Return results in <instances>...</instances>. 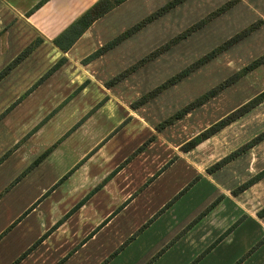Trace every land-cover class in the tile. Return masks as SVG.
<instances>
[{"label":"crops","instance_id":"obj_1","mask_svg":"<svg viewBox=\"0 0 264 264\" xmlns=\"http://www.w3.org/2000/svg\"><path fill=\"white\" fill-rule=\"evenodd\" d=\"M40 1L0 0V264H264L263 216L216 175L196 172L197 183L175 191L191 180L185 160L159 167L141 143L125 161L139 133L117 128L114 112L75 122L78 112L57 106L56 73L113 9L63 52L52 39L96 0L32 10Z\"/></svg>","mask_w":264,"mask_h":264},{"label":"rangeland","instance_id":"obj_2","mask_svg":"<svg viewBox=\"0 0 264 264\" xmlns=\"http://www.w3.org/2000/svg\"><path fill=\"white\" fill-rule=\"evenodd\" d=\"M167 1L169 0H126L115 7L105 19L93 26L91 35L77 43L69 55L67 67L56 73L58 81L52 85L60 96H64L57 106L63 103L62 106H69L70 110L78 112L77 117L71 121L78 122L85 115L96 111L104 114L114 112L122 122L117 128L126 125L132 133H139V144H144V147L149 144L145 150L159 167L170 159L185 160L191 180L183 184L182 178H179V184H182L176 186L175 191L180 188L182 193L200 180L192 179L196 172L208 173V167L264 131L262 100L194 147L188 150L183 147L213 122L264 91V62L179 119L166 122L176 110L264 53V0H183L101 56L84 61L99 46ZM228 2L229 5L226 4ZM221 6L227 8L206 24L121 79L107 84L115 74L129 68L138 59ZM252 23L256 27L225 51L145 103L134 107L133 102L140 96ZM48 105L46 113H52L54 103ZM107 125L108 123L105 129ZM68 126H72V123ZM96 133L95 137L98 136L97 131ZM117 140L119 141L117 138L112 144H116ZM120 145L122 149L129 148L130 143L124 139V144ZM263 168L264 139L211 174L221 180L220 184L224 189L227 188L230 193L238 196L243 206L258 214L264 208V177L245 189L238 188ZM207 186L209 187L208 184ZM207 186L203 185V188L208 189ZM170 188L171 186L168 189ZM168 189L164 188L163 191L167 192ZM163 191L160 189V194Z\"/></svg>","mask_w":264,"mask_h":264},{"label":"trees","instance_id":"obj_3","mask_svg":"<svg viewBox=\"0 0 264 264\" xmlns=\"http://www.w3.org/2000/svg\"><path fill=\"white\" fill-rule=\"evenodd\" d=\"M44 0L40 1L36 6L32 8V10L36 9L40 4H42ZM126 0H96L93 2L87 9H85L78 17H76L72 22H70L55 38L52 39V42L55 46H57L61 51L66 52L70 47L73 46V44L77 41V39L91 26V24L96 21L97 19L101 18L108 12H110L115 7L119 6ZM183 0H169L159 8H157L154 12L146 16L145 18L141 19L140 21L133 24L128 29L124 30L120 34H118L116 37L108 40L101 46H99L96 50H94L91 54L87 55L84 61L92 60L95 57L100 56L101 54L105 53L112 47H114L116 44H118L123 39L127 38L129 35L134 33L135 31L142 28L145 24L152 21L156 17L160 16L161 14L165 13L175 5L179 4ZM230 4V2L226 3ZM227 6H221L216 11H212L206 16H204L202 19L198 20L197 22L193 23L189 27H187L184 31L180 32L176 36L172 37L169 41L163 43L156 49L152 50L151 52L147 53L140 59H138L135 63L130 65L129 68L115 74L109 81H107V84L114 83L117 80L124 77L127 73H130L131 71L135 70L142 64H144L146 61L154 58L161 52L168 49L170 46L177 43L179 40L185 38L188 34L193 32L194 30L200 28L204 24H206L209 20H211L214 16L225 10ZM256 23V22H255ZM252 23L249 26L242 29L240 32L235 33L231 37L225 39L220 44L214 46L209 51L202 54L200 57L196 58L193 62L188 64L187 66L183 67L178 73L175 75H172L168 79H165L157 86L153 87L151 90L140 96L135 102H133L134 107L145 103L150 98L154 97L161 91L168 88L170 85L178 81L179 79L186 76L191 71L195 70L197 67L203 65L204 63L208 62L215 56H217L219 53L225 51L227 48H229L232 44L240 40L243 36L247 35L250 31H252L256 24ZM40 40L36 39L32 41L20 54L16 56V58L12 61V63H17L19 60L24 58L35 46L39 44ZM65 60V57H61L47 72L43 75L45 77L52 71H54L62 62ZM264 62V53L257 57L256 59L252 60L250 63H248L245 67H243L240 71H237L233 73L232 75L228 76L226 79L221 81L220 83L216 84L215 86L211 87L207 91H205L202 95L195 98L191 102L187 103L183 107L179 108L172 114V116L169 117V119L166 121L167 123L174 121L176 119H179L183 115H185L187 112H189L192 108L196 107L197 105L203 103L204 101L208 100L215 94H217L219 91H221L226 86L230 85L234 81H236L239 77L247 73L248 71L252 70L257 65ZM11 65V64H10ZM264 100V91L259 93L257 96L246 102L245 104L241 105L237 109L233 110L229 114L225 115L224 117L220 118L219 120L213 122L211 125L203 129L199 134L194 136L191 140H189L184 147L185 150H188L195 145H197L202 140H205L206 138L210 137L211 135L215 134L219 130H221L226 125L230 124L237 118H239L244 113L251 110L254 106L257 105V103ZM264 139V131H262L260 134L254 136L249 141L245 142L243 145L238 147L237 149L233 150L226 156H224L219 161L215 162L213 165L208 167L206 171L208 173H212L213 171L217 170L224 164L228 163L238 155L244 153L247 151L250 147L256 145L261 140ZM143 145L138 147L125 161L130 159L132 155L137 152ZM125 161L123 163H125ZM121 164V166L123 165ZM120 166V167H121ZM119 167V168H120ZM264 177V168L261 169L256 174L252 175L248 180H246L244 183H242L241 186H239L238 190L245 189L251 184L257 182L258 180L262 179ZM264 215V208H262L258 212V216Z\"/></svg>","mask_w":264,"mask_h":264}]
</instances>
